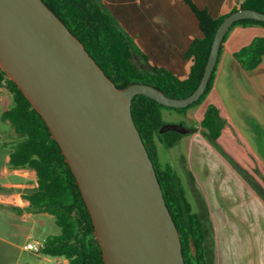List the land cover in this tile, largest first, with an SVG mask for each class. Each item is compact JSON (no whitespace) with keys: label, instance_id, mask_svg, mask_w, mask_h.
Listing matches in <instances>:
<instances>
[{"label":"water","instance_id":"obj_1","mask_svg":"<svg viewBox=\"0 0 264 264\" xmlns=\"http://www.w3.org/2000/svg\"><path fill=\"white\" fill-rule=\"evenodd\" d=\"M243 18L264 21V12L238 8L225 16L198 85L175 98L148 83L118 87L43 0H0V67L58 143L89 211L103 264H185L180 234L131 102L137 94L175 108L198 100L225 33ZM167 129L191 130L166 123L160 131Z\"/></svg>","mask_w":264,"mask_h":264},{"label":"trees","instance_id":"obj_2","mask_svg":"<svg viewBox=\"0 0 264 264\" xmlns=\"http://www.w3.org/2000/svg\"><path fill=\"white\" fill-rule=\"evenodd\" d=\"M43 1L83 42L90 55L118 87L134 82L148 83L175 98L189 95L198 85L215 30L225 16L238 8L264 12V0H244L230 12L212 17L206 8L198 7L192 0H184L196 15L202 36L194 38L184 53L186 58L192 59V65L189 75L181 79L165 67L149 64L144 54H141L142 64L139 63L136 58L139 49L99 0ZM250 24L264 27V21L252 18L236 20L225 33L221 46L232 27ZM263 54L264 36H255L234 52L235 58L246 68L255 67ZM214 71L215 67L200 98L185 107L165 106L143 94L135 95L131 102L133 120L153 162L166 204L178 228L185 264H210L211 248L206 225L209 216L206 207L203 214L192 210L184 188L172 168L159 160L158 143L171 147L185 134L172 129L160 131L168 123L163 117L162 109L184 113L202 103L213 86ZM1 87H5L14 100V105L1 115L3 120L10 123L14 132L7 162L13 169L34 170L36 185L22 194L28 201L27 208L35 213L53 215L60 229L58 234L50 235L43 241L40 251L64 257V264H103L89 211L58 143L52 138L41 115L0 67ZM177 123L184 125L182 121ZM224 123L218 107L210 104L199 124L205 129L208 139L216 142ZM240 172L264 200V188L253 181L246 170L240 169Z\"/></svg>","mask_w":264,"mask_h":264},{"label":"crops","instance_id":"obj_3","mask_svg":"<svg viewBox=\"0 0 264 264\" xmlns=\"http://www.w3.org/2000/svg\"><path fill=\"white\" fill-rule=\"evenodd\" d=\"M192 1L206 8L212 17H219L244 0ZM99 2L139 49L137 59L144 54L151 65L165 67L181 79L189 75L192 59L184 53L194 38L202 36V31L196 15L184 0ZM255 36H264L263 26L232 27L218 54L211 90L202 103L191 107L193 115L189 114L190 108L178 114L181 119L194 117L200 123L207 106H217L225 123L216 142L208 139L206 131L204 140L196 141L192 139L196 131L190 130L177 141L184 151L178 154L177 160L169 154L163 158L159 151L160 162L168 164L179 181L176 166L185 168L188 164L190 168L189 186L192 192L196 191L197 207L202 211L206 207L212 233L216 234L217 244L210 247V264H264V200L248 179H239L242 187H250L242 188L241 192L235 189L238 183L216 180L214 172L216 154L225 159L228 169L239 174L240 169L264 167V54L253 68L244 67L234 56L236 50ZM175 144L167 147L162 143V147L172 148ZM193 154L199 161L194 160Z\"/></svg>","mask_w":264,"mask_h":264},{"label":"rangeland","instance_id":"obj_4","mask_svg":"<svg viewBox=\"0 0 264 264\" xmlns=\"http://www.w3.org/2000/svg\"><path fill=\"white\" fill-rule=\"evenodd\" d=\"M104 8H106L103 5ZM112 16V15H111ZM142 59H137L142 64ZM14 105V100L11 93L5 88H0V264H64L65 258L62 256H52L42 251L36 252L23 249L24 244L27 241L36 240L40 243L50 235L58 234L60 232L59 227L55 223V218L49 213L32 212L28 206V201L22 196L24 192L33 188L36 185V174L34 170L29 168L13 169L8 164V150L11 141L14 139V132L8 121L3 120L1 115L4 110L11 108ZM189 114L193 115V109L190 108ZM163 117L168 123H174L173 121L184 122L185 127L192 126L196 131L192 139L202 142L205 138V129L201 128L198 121L192 117L184 120L179 118V112L174 109L164 108L162 109ZM189 128V127H188ZM190 132V131H188ZM187 134V133H186ZM194 146H196L194 144ZM160 155L163 158L169 154L175 161L178 154H183V148L181 142H177L172 148H163L162 143H158ZM196 154H193L194 160H197ZM264 156V154L262 155ZM164 161V160H163ZM199 161V160H197ZM199 167L201 163L198 164ZM215 166V178L230 180L235 185V189L249 188V185L242 187L239 179L244 177L237 173L235 170L228 169L225 164V159L216 154L214 160ZM184 167V165H183ZM179 179L184 187L185 196L191 203L193 210H198L201 214L204 213L202 209H199L196 204V191L193 192L189 186L190 168L188 164L185 168L176 166L175 169ZM248 175L253 181H256L261 187L264 188V167L251 166L250 170H246ZM222 184V182H221ZM245 193V191H244ZM195 196V197H194ZM14 207L21 208L20 210ZM208 237L210 240V247H214V243L217 244L216 234L212 233L211 220L206 221Z\"/></svg>","mask_w":264,"mask_h":264},{"label":"built area","instance_id":"obj_5","mask_svg":"<svg viewBox=\"0 0 264 264\" xmlns=\"http://www.w3.org/2000/svg\"><path fill=\"white\" fill-rule=\"evenodd\" d=\"M3 83L5 84V80L3 81ZM42 247H43V243H40L36 240H31V241H27L24 244L23 249L39 252L42 249Z\"/></svg>","mask_w":264,"mask_h":264}]
</instances>
